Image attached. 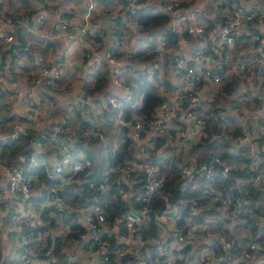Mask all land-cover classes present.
<instances>
[{"label":"built area","instance_id":"1","mask_svg":"<svg viewBox=\"0 0 264 264\" xmlns=\"http://www.w3.org/2000/svg\"><path fill=\"white\" fill-rule=\"evenodd\" d=\"M264 2V0H262ZM102 2V9L114 17L106 29L91 30V23L101 9L99 0H85V9L82 22L76 29H72L69 22L58 20L55 29L58 36L68 41V44L79 45L85 48L83 57L89 54L87 48L98 51L100 45H106L109 36V47L104 53L95 59L93 69L85 72L86 81L95 83L97 73L105 66L109 67L110 93L103 97L106 106L110 104L118 109L120 120L130 127V137L136 144L141 161L124 160L109 163L103 174V181L96 184L93 181L89 185L96 188L97 194L88 204L58 205V193L60 189L81 173H86L92 166L93 160L85 154L74 150L70 143L60 139L59 135L67 134L71 142L78 144L97 137L102 141L104 154L113 152L115 143L107 139L106 134L91 119L88 127L73 129L68 125V115L63 116L50 133L38 137L35 141L38 146H53L55 160L50 174L49 183H43L32 175L23 166L20 156L14 163L3 160L0 149V174L7 176L6 188L0 193V214L5 209L7 217L0 216V264H105L110 258L109 254L117 252L123 256L139 244L143 246L147 239L144 228L152 220V200L161 191L168 180L169 168L161 165L160 159L164 156L176 157V162H181L180 177L183 191H193L198 194L217 193L214 179L217 175L219 164L210 160H202L194 163L190 161V155L181 156L179 148L198 143L209 138L213 131L225 133L229 144L242 147L249 154L250 165L247 172V181L253 186L264 190V161L263 156L255 152L249 133L241 128V133H236L237 122L227 113L231 108L237 111L240 103L254 102L257 96L253 86L257 73L260 77V86L264 88V34L261 28L264 26V3L255 0H107ZM1 5V1H0ZM104 6V7H103ZM144 9L147 12L163 14L169 21L162 28H155L145 32L133 19L137 10ZM3 21V22H2ZM4 27H11L18 22L14 16L2 19ZM71 27V28H70ZM167 32L177 36V44L174 49L167 47ZM93 37L100 41H90ZM0 39L12 43L15 38L12 34L0 32ZM95 44V45H93ZM74 47V46H73ZM73 49V48H72ZM72 49L66 51L64 62ZM246 50L248 54L244 53ZM4 49H0V61ZM154 54L148 60L134 61L138 53ZM15 57L22 56V50L13 51ZM257 66L261 69L257 71ZM223 70V71H221ZM0 76V81L4 80ZM159 79V96L162 102L155 108L149 118L134 115L132 120L123 121L125 102H130L134 108L142 104V94L136 96L138 88L137 79ZM62 79V71L58 66L45 65L42 68L40 89L42 93L51 92L59 86ZM168 81L163 84V80ZM232 79L239 82L240 95L237 91L230 93L227 100L219 95L226 83ZM14 94L24 98L30 106L29 119L36 120L38 103L44 99L38 96L36 99L30 93L14 83ZM48 95V94H47ZM220 97V99H219ZM89 94L85 88L79 90L75 100L69 104L70 111L76 108L82 109L87 116H93L97 110L96 102L101 101ZM218 98V99H217ZM70 113V112H69ZM241 126V125H240ZM264 133V127H261ZM25 135L21 127L13 130H5L0 124V145L3 142H20ZM164 140L161 146H156L157 139ZM185 154V153H184ZM183 154V155H184ZM248 157V156H247ZM40 158V157H39ZM151 158V163L146 170L142 169L145 159ZM31 167L40 164L39 159L32 154L29 157ZM139 172L137 177L133 173ZM230 167L223 169V174L228 176ZM123 176L135 184L136 205L129 206L121 213V220L133 234V241L128 242L127 248H111L109 240L105 236L112 233L107 225L106 213L101 200L105 193L110 199H116L127 195L126 188L122 185ZM201 177V180L198 178ZM247 193V192H246ZM35 198V199H33ZM186 199V198H184ZM192 212L199 210L198 199H186ZM230 199L223 202L229 204ZM48 213L46 208L51 207ZM80 211L86 223L84 228H74V224L64 219V212ZM241 210H238V213ZM237 212L233 211L231 215ZM182 217L179 212L175 217L174 235L178 241H185L186 234L178 225ZM25 224L32 229L24 231ZM41 226L42 230H37ZM195 226V225H192ZM263 238L257 237L247 241V250L240 252L239 257L233 253L234 241L222 238L221 243L224 255L219 259H227L231 264H239L243 258H252L255 251L264 249V230L259 232ZM119 243L125 244V235L119 234ZM83 240H88L85 252L77 253V247ZM61 243L58 252L56 243ZM172 244L153 246L147 249V254H158L160 250L170 248ZM98 246V247H96ZM142 253L137 254L135 264H144L141 261ZM202 264H211L207 259L201 258Z\"/></svg>","mask_w":264,"mask_h":264},{"label":"crops","instance_id":"2","mask_svg":"<svg viewBox=\"0 0 264 264\" xmlns=\"http://www.w3.org/2000/svg\"><path fill=\"white\" fill-rule=\"evenodd\" d=\"M0 1V32L12 34L15 38V41L12 43H7L0 39V49H4V47L6 49L0 61V76H5L4 80L0 81V124L3 129L8 131L21 127L25 133L20 142L10 141L1 143L0 149L2 151V157L6 162L14 163L16 158L20 156V159L25 162L32 154H34L39 159L40 164H37V167L34 168L35 170H33V173L31 174L38 178L40 182L49 183L51 180L50 174L52 166L55 160L54 145L46 147L38 146L35 141L38 137L47 134V132L50 133L54 126L60 122L65 115H68V125L71 128L78 129L83 127V122L78 114L79 112L76 109L70 111L69 104L75 100V96L79 90L85 88V84L90 83L86 81L84 73L93 69L95 59L98 56L96 52L102 54L104 53L105 48L109 47V36L105 42L106 45H100L96 52L93 47H86L89 55L85 58L83 57L85 48H81V46L76 44L74 45L75 42L73 44H68L67 40L58 36L55 29V24L58 20L67 23L69 22L72 29H76V27L82 22L85 0ZM99 1L101 9L94 17L90 27L93 31L104 29L103 33H105L107 29L109 32V26L114 16L108 14L106 9H102V2L104 3L105 0ZM255 1L260 2L261 4L264 3L262 0ZM10 16L17 18L18 22L13 24V26L6 28L3 26L2 19L5 17L6 21H8V17ZM115 18L116 17H114V19ZM261 30H263L264 34V26ZM17 48L22 50V56L20 58L15 57L13 54V51ZM69 48L70 50L73 49L64 62L65 53ZM244 53L248 54L249 51L246 50ZM45 65L58 66L62 71V79L59 82V86L51 90L52 95L36 91L41 88L39 81L42 78V68ZM259 69H261L260 66H257L256 70L259 71ZM256 73L257 77L253 86V90L255 91L253 92L257 96V99L254 102L248 101L246 104L240 103L237 111H234V109L231 108L227 113L235 122H237V127L240 130L243 126L244 130L249 133L254 153H260L263 156L264 161V133L261 132V127H264V88L260 86V77L258 72ZM14 83L17 84V87L22 88L24 91H28L31 97L33 96L35 99L38 96L44 97V99L38 103L36 120L29 119L28 114L30 106L26 103L24 98H19L14 94ZM91 84L94 85L93 83ZM238 84L239 82L236 81L233 90V92H235V90L237 91L236 95L240 92V90L238 91ZM110 89L112 90L109 83V85L101 92L91 94L93 96H98V98H94L95 102L96 99L100 100L102 98L101 101L96 102L97 110L95 114L99 115L98 117L94 115L87 116L83 111L80 112L89 122L93 119L95 124L105 132L108 140L113 138V140L110 141L111 146L114 143V146H116L114 151L107 156L104 154V149L99 143L100 148L97 149V159H92L93 166L86 172H94L98 177L102 176L107 165L112 163L110 158H113L117 154L119 155L123 150L122 147H124L122 146V141L120 139L123 138V136L120 131H118L116 125L119 123L112 125L108 123L107 117L103 115L104 108L106 107L105 104H102V101L104 100L103 97L108 96ZM239 95L240 93L238 96ZM59 136L61 140L69 142L72 147L74 146L75 143L71 142V138L67 134ZM225 136V133L221 131H213L212 135L209 136L216 142L213 144L214 147L218 142L220 144L217 153L213 152V160L216 159L219 164V173L220 164H224L225 167L227 166L230 168L232 166L236 169L243 168L245 159L249 158V154L244 152L245 150L242 149V147L230 145L228 138L226 139ZM222 138L225 139L226 143L221 141ZM86 142H82V144L86 146ZM203 142L204 139L198 143ZM198 143L190 144L188 147L185 145L183 148H179L181 156L185 157V155L189 153V159L194 163L206 160L204 158L206 145H204V147H202L203 145L199 147ZM89 146L90 145L88 144V147ZM114 146H112V149ZM122 152L124 156L127 155L122 161L142 160L141 155L138 153L139 150L133 142H131V144H129ZM151 161V158L145 159V161H143L145 166L142 169L146 170ZM160 161L161 165L169 168L170 171L165 187L155 195L158 199L152 200L154 201L152 208L155 206L154 221L157 223V229L154 231L155 235L152 243L155 244L154 246L164 245L166 243L172 245L170 248H166V250H160V252H158L159 255L156 254L153 257H151V255L154 253L147 254L148 251L147 253H142L141 258L139 259L145 262L144 264H202L201 258L207 259L211 264H219L217 261L221 258L222 254L218 256L214 249V243L217 241L221 243L224 236V228L222 229L219 224V219L223 218L219 213V209L225 210L220 211L223 214L227 212L231 219L236 216L238 210L249 211L252 215L254 214L259 218V230L263 228L264 190L260 187L257 188L256 186H253L254 191H250L248 186L246 187V184L248 183L240 178H236L235 182L228 179L227 184L217 178L216 175V184H214L215 189L218 193L219 189L217 186H221L223 191L226 192V197L230 199V203H224L222 199V202L220 201L218 206L209 207L211 211L209 216L205 218V222L200 225L192 224L195 226L189 224V231L186 234L185 241H178L173 232L175 224L174 217L180 212L181 206L189 204V201L183 198V194L178 195V189L181 187V162H176V157L170 155L163 156ZM220 174L223 175V177L225 176L223 172ZM79 175H75L67 185H64V187L60 189L57 196L59 207L60 205L63 206L69 203L78 204L79 202L84 205L90 203L94 199L97 194L96 188L91 187L88 183L89 189L92 188L93 191L90 195L89 193L86 194V192L82 193L80 185L84 184L88 179L85 178L86 174L84 173L80 176ZM132 175L133 177H137L139 172L136 171ZM225 177L227 178V176ZM198 179L201 180V177ZM120 181H122V185L127 190V195L121 196L120 198L124 199L127 204L129 203V206L136 205L137 189L135 184L130 182L126 176H123ZM73 182L78 184L79 187L69 190L70 187L68 186ZM6 185L7 176L0 174V193L2 189L6 188ZM242 188H245L248 191H246V193L245 190H243V193L240 194L243 197H240L237 195L236 190L242 192ZM181 191H183L182 188ZM104 195V200L108 199L111 201V199L108 198L107 193ZM78 197L81 198L78 199ZM233 206L235 207L234 211L237 212L234 216L231 215L233 212ZM119 214L120 212L114 215L117 223L112 224L110 229L118 241L120 240L119 234H124L125 241L123 242L128 246V242L131 243L133 241V234L129 229L125 228V223L121 220V214ZM1 215H3L4 218L8 216L3 208L1 209L0 216ZM63 216L65 221L77 224L87 232L86 223L79 210L76 212H64ZM187 219L188 218L186 217V222H188ZM236 232H241L248 238L251 237L250 229L241 228L238 229V231L236 230ZM86 244H89L88 240H83L77 247L76 251L77 253H80L81 256L82 253L85 252L84 248L86 247ZM137 247L140 249V245L135 244L132 246V249H128V251L135 250ZM233 252L235 256L239 257L240 251L237 252L234 250ZM222 260H225L226 264H231L227 259ZM82 261L83 258L81 259L79 257L78 262L82 264ZM239 264H264V253L261 252L249 259L243 258L240 260Z\"/></svg>","mask_w":264,"mask_h":264},{"label":"trees","instance_id":"3","mask_svg":"<svg viewBox=\"0 0 264 264\" xmlns=\"http://www.w3.org/2000/svg\"><path fill=\"white\" fill-rule=\"evenodd\" d=\"M107 0L104 1V3ZM142 2H146V0H141ZM121 18H115V21L120 20ZM133 19L142 27V29L146 32H149L155 28H162L164 26H166L168 24V19L161 13H155V12H147L144 11V9H139L137 10L136 14L133 16ZM71 28V27H70ZM167 36L169 37L168 39V44L167 47H169L170 49H174L176 47L175 44H177V36L173 33L167 32ZM90 41L93 40H97L100 41V39L97 38H93V37H89L88 38ZM154 54H144L142 52L138 53L133 60L134 61H139V60H148L150 59ZM87 58V57H86ZM105 69V70H103ZM103 69H100L97 73V82L92 85L91 83H87L85 84V90L90 93V94H96L97 92H101L105 87H107L109 85V67L105 66ZM137 83H138V88L136 89V96H139L142 94V104L140 107H132L130 105V102H125L124 105V113L122 115V120L123 121H129L133 119V116L136 115H140V116H144L146 118H149L152 113L155 111V108L162 102V98L159 96V79L157 82H155L154 80H150L147 78H141L139 77L137 79ZM168 81L166 79L163 80V84H167ZM235 80L232 79L230 82L226 83L223 87L222 92L219 93V95L221 97H223V101L227 100V97L230 95V93L233 92L234 90V85H235ZM47 96V95H46ZM218 99V98H217ZM220 99V97H219ZM76 110L79 112V116L83 122V127H88L91 124V121L89 122L80 112L81 109L76 108ZM105 117H107V121L108 123L115 125L117 121L120 120L119 118V111L118 109L113 108V106L110 104L109 106H106L104 108V114ZM94 116L98 117L99 115L94 114ZM95 122V121H94ZM118 131H120L121 135L123 136V138H120L122 141V147L123 150L126 149L128 147L129 144H131L132 139L129 135L130 133V127L126 124L123 123H119L116 124ZM97 127H99L97 125ZM100 128V127H99ZM236 133H241V130L239 128H236ZM68 139V138H67ZM96 139V140H95ZM221 141H224V143H226L225 139L222 138ZM99 143L100 145H102V141L97 138V137H93L90 138L87 142H86V146L83 145L82 143H78V144H74V150L80 153H84L87 157H89L90 159H97V149L100 148L99 147ZM164 143V140L162 139H157L155 145L156 146H161ZM216 142L212 139V137L209 138H205L203 143H198V146H202L204 147V145H206V150H205V156L204 158L207 160H210L213 158V154L217 153L220 144L218 142V144H216V146L214 147L213 144H215ZM88 144L90 145L88 147ZM96 149H95V148ZM214 147V149H213ZM122 150V151H123ZM196 150V149H194ZM120 152L119 155L114 156L113 158H110V161L112 163L115 162H120L122 161L124 158H126L127 155L124 156L123 152ZM214 152V153H213ZM247 158V157H246ZM245 159V158H244ZM23 166L27 169V171H29L30 173H33L32 171L35 170V167H31L29 164V160L22 162ZM250 165V160L249 158L245 159V163H244V167L243 168H235V167H231L230 171L228 173L227 178L223 175H221L219 172L217 173V178L221 179L223 182L228 184V177L229 179H231L232 182H235L236 178H240L243 181H245L246 183V187L248 186L250 191H254V187L253 185L247 181V172L245 171V169H247ZM38 170V169H36ZM83 174V173H82ZM80 174V175H82ZM85 178L90 180V181H94L96 184H99L100 182L103 181V175L102 176H97V174H95L94 172H88V173H84ZM79 175V176H80ZM88 180L80 185V189L81 192L84 193L86 192V194L89 193V195L91 194V192L93 191L92 188L89 189L88 187ZM214 184H216V179H214ZM69 190L72 189H76L77 187H79L78 184H76L75 182L71 183ZM219 191L218 193H214L211 195L208 194H198V193H193V192H183L181 191V187L178 189V195L183 194V198L186 199H192V198H197L198 199V206H199V210L196 212H192V210L190 209L189 204L188 205H183L180 208V213L182 214V217L178 220V225L180 227L183 228V233L187 234L189 231V224H203L205 222V218L207 216H209L211 209L209 207H216L218 206V204H220V201H223L228 199L226 196V192L223 191V189L221 188V186H217ZM243 190H246L245 188H242V192H238V190H236L237 195H239L240 197H243L242 194ZM231 192V191H230ZM155 197V196H154ZM154 200L158 199V198H154ZM81 197H78V199H80ZM109 198V196H108ZM110 199V198H109ZM110 200H101V204L102 207L106 213V220H107V225L108 227H111L112 224L117 223L115 220L114 215L116 213L120 214L125 211L128 207H129V203L127 204V202L118 197L116 199H111ZM154 201H152L153 204ZM231 207V205H230ZM49 209H53L52 206L46 208V210L44 211V213H48ZM152 209V217L153 219L146 225V228H144V232H145V237L147 239V242L143 245L140 246V249H138L139 247H137L135 250L132 251H128L125 255L123 256H119L117 254V252H112L109 254L110 258L108 260H106L105 264H135V261L137 259V254L138 253H142L145 252L147 249H149L150 247H153L155 244L152 243L153 238H154V231L157 229V223L154 221L155 217H154V209L155 206ZM221 209H219V213L223 216V218L219 219V224L222 227V229L224 228V233H223V237L227 238L229 240H233L234 241V245H233V251H237V252H242L247 250V240L252 239V237H247L245 234L241 233V232H236V230L238 231V229H243V228H247L251 230V235L253 234L255 236V238L257 237H261V239L263 238L262 235H259V226H260V220L256 215H252V213H250L249 211H240L239 213L236 214V216H234L233 219H231V217L227 214V212H225L224 214L220 211ZM235 210V207L233 206V211ZM225 211V210H223ZM119 214V215H120ZM186 217L188 218V222H186ZM226 223V224H225ZM79 227L77 224H74V228ZM126 228V226H125ZM32 229V227L29 224H25V228L24 231L29 232ZM43 228L41 226H39L37 228V230H42ZM83 228L81 227V230ZM127 230V229H126ZM253 232V233H252ZM250 234V232H249ZM254 238V239H255ZM106 240H109L111 243V248L113 249H117V247H124L127 248V245L119 243L117 238L115 237L114 234H109L107 236H105ZM98 247V246H96ZM214 249L216 251V254L219 256L220 254H222V256L224 255V250L222 247V243L220 242H215L214 243ZM61 248V243L57 242L56 246H55V250L56 252H58ZM261 252L264 253V249L258 251V252H254L255 256L260 254ZM217 263L219 264H226L225 260L222 259H218Z\"/></svg>","mask_w":264,"mask_h":264},{"label":"water","instance_id":"4","mask_svg":"<svg viewBox=\"0 0 264 264\" xmlns=\"http://www.w3.org/2000/svg\"><path fill=\"white\" fill-rule=\"evenodd\" d=\"M221 71H223V70H221ZM36 91H41V89H37ZM47 92V94L48 95H52V93L51 92H49V91H46ZM26 93H28V91H26ZM214 161H217L216 159H214ZM225 168V166H224V164H220V173H222L223 172V169ZM229 179V178H228Z\"/></svg>","mask_w":264,"mask_h":264},{"label":"rangeland","instance_id":"5","mask_svg":"<svg viewBox=\"0 0 264 264\" xmlns=\"http://www.w3.org/2000/svg\"><path fill=\"white\" fill-rule=\"evenodd\" d=\"M111 140H113V138H112V139H109V141H111ZM70 146L72 147V145H70ZM44 158H45V157H44ZM45 159H46V158H45ZM263 230H264V226H263V228L260 230V232H262ZM251 237H252V238H255V236H254L253 234L251 235Z\"/></svg>","mask_w":264,"mask_h":264}]
</instances>
